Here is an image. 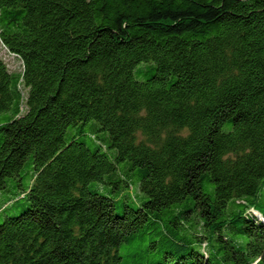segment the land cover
Here are the masks:
<instances>
[{
  "label": "trees",
  "instance_id": "1",
  "mask_svg": "<svg viewBox=\"0 0 264 264\" xmlns=\"http://www.w3.org/2000/svg\"><path fill=\"white\" fill-rule=\"evenodd\" d=\"M0 49V264H264V0H0Z\"/></svg>",
  "mask_w": 264,
  "mask_h": 264
},
{
  "label": "rangeland",
  "instance_id": "2",
  "mask_svg": "<svg viewBox=\"0 0 264 264\" xmlns=\"http://www.w3.org/2000/svg\"><path fill=\"white\" fill-rule=\"evenodd\" d=\"M0 57L5 63L9 72L21 71L22 69L21 62L16 57L7 54L4 49H0ZM91 124L92 123H90V125ZM90 125L87 126L86 128L87 131L91 130ZM74 132L75 131L73 129L67 130L66 137L73 135ZM103 135H106V133H104L103 131H98L95 133V136H103ZM127 166H128L127 162L124 164L122 163L119 165V169H121L122 167H127ZM132 185H133V189L136 191V183L134 181H132ZM7 195L8 193L5 191L0 192V206L7 200ZM6 206L8 207L7 210H5L3 213H0V223L4 220V218L14 216L20 213L27 206V203L24 200L17 199V200L9 202ZM120 210H121L120 206L116 204L115 211L119 212Z\"/></svg>",
  "mask_w": 264,
  "mask_h": 264
}]
</instances>
